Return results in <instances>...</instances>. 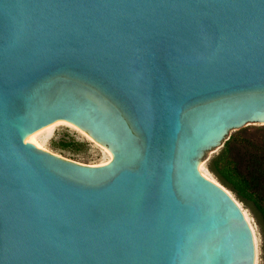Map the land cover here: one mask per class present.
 <instances>
[{
    "label": "water",
    "instance_id": "obj_1",
    "mask_svg": "<svg viewBox=\"0 0 264 264\" xmlns=\"http://www.w3.org/2000/svg\"><path fill=\"white\" fill-rule=\"evenodd\" d=\"M111 153L28 136L58 121ZM264 126V0H0V264H254L198 165Z\"/></svg>",
    "mask_w": 264,
    "mask_h": 264
},
{
    "label": "rangeland",
    "instance_id": "obj_2",
    "mask_svg": "<svg viewBox=\"0 0 264 264\" xmlns=\"http://www.w3.org/2000/svg\"><path fill=\"white\" fill-rule=\"evenodd\" d=\"M60 122L62 123L56 125L54 122L39 130V133L37 132L35 140L41 149L84 165H101L108 162L109 155L105 147L95 143L75 126L62 120ZM230 138L235 139L234 152L238 154L244 165L257 164L261 166L259 169L264 174V126L260 124L248 125L231 132L228 140ZM220 151L221 148L210 152L200 163L201 172L216 181L218 180L209 170L208 165ZM229 191L249 220L254 240V264H264V210L257 208L252 203L240 200L231 190Z\"/></svg>",
    "mask_w": 264,
    "mask_h": 264
},
{
    "label": "trees",
    "instance_id": "obj_3",
    "mask_svg": "<svg viewBox=\"0 0 264 264\" xmlns=\"http://www.w3.org/2000/svg\"><path fill=\"white\" fill-rule=\"evenodd\" d=\"M234 141L230 138L224 143L220 153L210 160L209 170L240 200L264 210V174L259 169L261 166H245L234 152Z\"/></svg>",
    "mask_w": 264,
    "mask_h": 264
},
{
    "label": "bare ground",
    "instance_id": "obj_4",
    "mask_svg": "<svg viewBox=\"0 0 264 264\" xmlns=\"http://www.w3.org/2000/svg\"><path fill=\"white\" fill-rule=\"evenodd\" d=\"M60 123H62V122H60V120H58V121H56V123L54 124V125H56V124H60ZM51 125V124H50ZM49 126V125H48ZM53 126V125H52ZM51 126V127H52ZM50 128V127H49ZM41 130V129H40ZM39 133V130L38 131H36L35 133H33L32 135H30V136H28V138L37 146V147H39V145L36 143V140H35V138H36V136H37V134ZM40 148V147H39ZM108 155H109V159H108V162H109V160L111 159V153L108 151ZM200 163H199V165H198V168H199V170H200V172H201V169H200ZM202 173V172H201ZM205 177H207V178H209V179H212V178H210V177H208V176H206L204 173H202ZM246 219H247V222H248V224H249V226H250V223H249V220H248V218L246 217ZM251 227V226H250ZM251 229V228H250Z\"/></svg>",
    "mask_w": 264,
    "mask_h": 264
}]
</instances>
